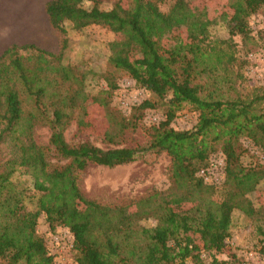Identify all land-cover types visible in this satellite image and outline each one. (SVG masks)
I'll use <instances>...</instances> for the list:
<instances>
[{"label":"trees","instance_id":"obj_1","mask_svg":"<svg viewBox=\"0 0 264 264\" xmlns=\"http://www.w3.org/2000/svg\"><path fill=\"white\" fill-rule=\"evenodd\" d=\"M225 1L231 12L228 38L216 40L208 35L211 22L190 13L187 0H171L165 12L163 0H132L126 9L116 2L105 10L95 0H48L43 12L58 34L57 52L27 44L1 53L0 264H56L46 239L36 233L41 216L51 237L56 230L66 234L73 264H234L225 244L234 212L254 223L264 239V208L248 199L264 180V86L231 99L217 87L232 88L240 68L249 65L248 52L236 56L233 39L247 43L248 20L264 15V0ZM65 25L75 32L98 27L123 39L122 49L109 54L111 70L100 75L104 88L93 99L116 121L102 136L103 148L86 141L70 146L63 138L72 121L82 120L88 98L86 73L62 62ZM180 27L184 42L162 51L155 46L159 36ZM129 47L139 54L131 57ZM114 73L153 98L136 105L129 119L110 107L117 89ZM158 104L162 120L148 125L147 145H124L123 134ZM184 106L195 113L196 123L191 130H175L170 125ZM39 126L49 130L45 146L33 138ZM239 139L260 159L243 165L240 157L250 150ZM145 152L168 158V191H151L126 204H103L81 193L78 178L88 167L130 164ZM216 153L222 158V180L205 184L198 171ZM16 173L29 185L13 180ZM186 204L184 210H171ZM146 220L154 226L139 225Z\"/></svg>","mask_w":264,"mask_h":264},{"label":"rangeland","instance_id":"obj_2","mask_svg":"<svg viewBox=\"0 0 264 264\" xmlns=\"http://www.w3.org/2000/svg\"><path fill=\"white\" fill-rule=\"evenodd\" d=\"M3 1L9 6V11L16 17L28 13L29 0ZM46 1H39L41 21L39 29L36 31L39 34L34 35L35 46L44 51L56 53L59 46L58 34L45 23L43 18V4ZM95 1L98 2L101 9L105 10L111 8L116 2L125 9L130 8L132 0ZM33 4L36 11L37 2ZM170 4L171 0H163L160 10L165 12ZM90 5V3H85L83 6L89 7ZM187 9L194 15L204 14L205 19L211 22L208 27V35L211 39L225 40L228 38L225 25L231 12L225 0H187ZM248 25L251 32L247 43L242 44L237 37L233 39L236 43V56L238 58H241L245 52L255 54L260 49H264V15L261 12L252 15L248 20ZM65 27L67 47L63 53L62 62L86 73L85 92L88 94V98L82 104V120L79 122L72 121L63 131V138L70 146L86 141L103 148L102 136L112 127H116V121L112 114L106 113L93 99L100 89L104 88L100 75L111 70L107 66V58L112 51L122 49L123 39L120 35L112 34L98 27H89L78 32L70 30L66 25ZM185 35L184 27L170 30L156 39L155 46L160 51L168 49L175 43L184 42ZM126 50H128L127 52L131 57L139 54L134 47L126 48ZM253 72L248 71V66L241 67L239 70L240 77L234 78L232 88L227 89L223 85H217V87L224 96L230 99L235 95L245 96L255 87L264 86V67L259 66ZM114 76L117 89L112 95L110 107L123 118L129 119L132 109L140 102L153 100L150 94L136 88L133 82L121 73H114ZM257 77L260 80H256ZM162 110L163 106L158 104L156 110L146 111L141 120L137 122L136 128H129L123 134L124 145L130 147L146 146L149 140L146 136V129L149 124L162 120ZM195 123V113L189 107L184 106L177 112L170 126L175 130H191ZM48 137L49 130L46 127L39 126L33 131L34 141L38 145L45 146ZM239 142L243 147L250 150V154H243L240 157L243 165L252 163L255 159H260V153L251 148L247 141L239 139ZM217 156H219V153L212 154L210 157L217 159ZM52 162H54L53 159ZM214 177L217 178L218 184H220L223 174L217 171L214 173ZM78 179L81 193L86 198L103 204H126L129 200L145 196L151 191H168L171 185L168 173V158L163 153L154 154L149 152L138 155L135 161L126 165L113 168L88 167L79 175ZM13 180L23 182L25 187L29 185L28 180L18 173L14 175ZM206 184H209V182H206ZM248 199L255 208H264V180L248 196ZM25 205L29 210L34 209L29 202H25ZM187 207L186 204L171 210H184ZM139 225L151 228L154 226V221H141ZM260 225L264 231V222H260ZM55 232L61 234L59 230ZM36 233L46 239L47 245L52 249V245L47 241L50 234L47 232L42 216L36 226ZM225 244L235 255L234 264H264V239L256 231L255 224L238 212L232 214L229 237L226 239ZM218 258L226 260L225 255H218Z\"/></svg>","mask_w":264,"mask_h":264},{"label":"crops","instance_id":"obj_3","mask_svg":"<svg viewBox=\"0 0 264 264\" xmlns=\"http://www.w3.org/2000/svg\"><path fill=\"white\" fill-rule=\"evenodd\" d=\"M39 1L29 0L30 6L28 7V13L16 17V15L9 11V6L5 1L0 0V55L11 45H36L34 35L39 34L36 31H38L41 21ZM34 2H37L38 5L36 11L34 10ZM43 18L48 25L44 12Z\"/></svg>","mask_w":264,"mask_h":264},{"label":"built area","instance_id":"obj_4","mask_svg":"<svg viewBox=\"0 0 264 264\" xmlns=\"http://www.w3.org/2000/svg\"><path fill=\"white\" fill-rule=\"evenodd\" d=\"M247 58L249 61L248 71L254 73L253 71H256L259 66L264 67V49H260L255 54H248ZM256 80L260 79L257 77ZM222 165L223 163L220 155L217 156V159L215 157H211L208 161L207 166L199 170L197 175L202 179L205 184L206 182H209V185L218 184L219 182L217 181V178L214 177V173H216L217 171H220V173H222ZM49 237L51 241L50 244L52 245L53 249L52 251L56 255L54 257L55 263L73 264L71 260H69V250L71 248V242L68 237H66V234L61 233L56 234L53 237Z\"/></svg>","mask_w":264,"mask_h":264}]
</instances>
